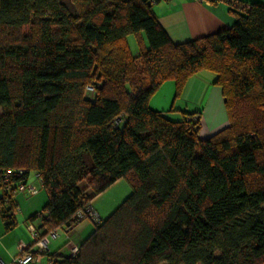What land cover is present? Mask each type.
Returning <instances> with one entry per match:
<instances>
[{"label":"trees","instance_id":"1","mask_svg":"<svg viewBox=\"0 0 264 264\" xmlns=\"http://www.w3.org/2000/svg\"><path fill=\"white\" fill-rule=\"evenodd\" d=\"M70 1L75 12L62 0H0L6 230L32 171L48 195L42 238L75 228L125 178L130 195L77 255L46 251L50 264H264V3L232 2L235 25L175 43L159 0ZM201 70L216 74L229 121L207 139L199 113L174 121L149 105L165 81L179 97ZM8 170L23 173L6 191Z\"/></svg>","mask_w":264,"mask_h":264},{"label":"crops","instance_id":"2","mask_svg":"<svg viewBox=\"0 0 264 264\" xmlns=\"http://www.w3.org/2000/svg\"><path fill=\"white\" fill-rule=\"evenodd\" d=\"M237 1L241 3L252 2L253 0H218L216 2L159 0L153 3V9L160 25L167 32L170 39L175 43H182L223 31L235 25L237 17L230 11V7L232 2ZM215 80L216 74L213 71H199L190 77L182 95L177 98L175 97V81L167 80L151 97L149 105L153 110L162 112L167 118L174 121L182 120L184 115L189 113H199L201 115L199 137L207 139L229 124L222 89L215 83ZM15 200L18 204L16 195ZM92 227L89 226L86 230H79L78 234H75L77 237L74 243L80 244L92 232L94 229ZM75 228L70 230L69 233H74ZM0 232L3 233L2 240H6L8 233L2 227ZM2 240L0 236V249L3 250L0 252L1 261H3V256L11 254V248H7ZM20 240L24 239L20 237L18 244ZM55 248L53 250L49 249L50 252L69 255L70 243L64 245V247ZM13 255L14 252L11 257ZM48 264H50L49 261Z\"/></svg>","mask_w":264,"mask_h":264},{"label":"rangeland","instance_id":"3","mask_svg":"<svg viewBox=\"0 0 264 264\" xmlns=\"http://www.w3.org/2000/svg\"><path fill=\"white\" fill-rule=\"evenodd\" d=\"M62 1L69 7L72 12H75V8L70 0ZM253 1H259L264 3V0ZM129 44L132 52L136 54L137 43L133 35L129 37ZM86 93L88 96L90 94L94 95L95 91L87 89ZM0 113H2L1 109ZM28 182L29 184H35L38 187L39 191L35 195H31L28 192L16 193V198L18 200L16 212L17 224L12 229L7 231L5 229V223L0 215V226L4 229V231L8 233L6 240H2L3 233L0 232L1 240L7 248H11V254L14 252V259L13 257H11V254L3 256V261L5 264H19L15 261V258H17L21 254V249L19 248L17 243L18 239L22 237L25 240L26 244L33 243L34 240L32 238L31 232L28 229V224L30 222L38 224V219L29 222V217L35 214L36 212L41 211L48 201L47 191L45 190L42 181L37 178L36 173L34 171L29 174ZM131 191L132 189L129 182L125 178H122L116 183H114L111 187H109L106 191L96 196L92 200V205L94 209L98 212L100 219H106L130 195ZM94 222L95 221L93 219L87 218L75 226L76 228L74 233H69V231H65L63 228H59L57 230L56 236H53L52 234L47 235L50 241V250L56 249L55 247H64V245L66 246L68 243H74L76 241V235L78 234L77 232L82 229L86 230L89 226H93L92 228H94ZM2 251L0 249V252ZM32 264H48V256L44 253L41 255V259L39 262H34Z\"/></svg>","mask_w":264,"mask_h":264},{"label":"built area","instance_id":"4","mask_svg":"<svg viewBox=\"0 0 264 264\" xmlns=\"http://www.w3.org/2000/svg\"><path fill=\"white\" fill-rule=\"evenodd\" d=\"M200 1H209V0H200ZM118 121H120L118 119ZM23 173V170H8L2 176V183L4 184V189L9 191L12 189V176L16 173ZM17 192H28L31 195H35L38 193V187L35 184H29L28 181L20 182L16 186ZM17 211V210H16ZM46 211L41 210L37 212L38 224L44 218ZM77 218L79 221H83L84 219L91 218L94 221H100V217L98 212L92 207L87 206L86 209L81 210L77 213ZM28 229L31 232L33 243L26 244L25 241H20L18 246L21 249V254L15 258V261L19 264H32L34 262H39L41 259V255L48 251L50 248V241L48 236L42 238L39 236V231L37 229V224L30 222L28 224ZM53 236H56V232L51 233ZM79 244L70 243L69 255H77L79 252ZM0 264H5L0 260Z\"/></svg>","mask_w":264,"mask_h":264}]
</instances>
